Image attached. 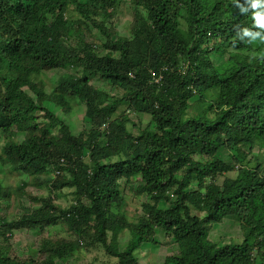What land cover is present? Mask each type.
Segmentation results:
<instances>
[{"label": "trees", "instance_id": "obj_1", "mask_svg": "<svg viewBox=\"0 0 264 264\" xmlns=\"http://www.w3.org/2000/svg\"><path fill=\"white\" fill-rule=\"evenodd\" d=\"M125 1L134 7L129 37L99 21L111 20ZM258 11L249 0H0V131L11 140L25 135L2 148L0 164L29 177L15 190L0 180V210L30 186L48 192L30 196L14 220L0 214V264H57L92 249L116 264H140L136 251L156 245L158 230L178 246L163 264H264V45L237 35L264 31L256 27ZM87 23L105 36L102 51L70 45ZM212 41L244 50V58L232 54L215 67L205 49ZM68 66L81 74L60 78L48 94L42 76ZM92 77L122 93L99 89ZM49 104L64 119L84 105L90 128L74 135ZM131 111L149 115L152 126L134 135ZM222 150L229 162L218 158ZM229 173L236 177L217 182ZM136 177V193L149 200L139 223L129 225L121 181ZM67 189L74 200L63 207L58 193ZM223 221L240 226V243L210 240L211 226ZM59 223L76 238L42 237L37 261L11 259L15 232Z\"/></svg>", "mask_w": 264, "mask_h": 264}, {"label": "rangeland", "instance_id": "obj_2", "mask_svg": "<svg viewBox=\"0 0 264 264\" xmlns=\"http://www.w3.org/2000/svg\"><path fill=\"white\" fill-rule=\"evenodd\" d=\"M69 19H74L77 21L79 19L78 14L74 10H70L68 13ZM134 20V7L128 1L122 3L121 7L118 8L113 13L111 20H104L99 18L100 23L104 25L110 31L117 32L118 35L130 36V31L132 28ZM76 40L70 45L77 46L84 43H93L96 45L98 51H102L103 47L106 45V38L103 36L93 23H87L83 27L78 29ZM84 42V43H83ZM264 45V44H263ZM209 58L215 67L224 66L230 60L232 54L239 58H244V50H237L234 47L229 46L225 42H211L205 46ZM104 53V51H103ZM118 54H116V57ZM80 75V70L71 69L69 66L64 69H58L55 71L47 72L42 76V80L46 83V92L49 94L55 91L57 87L58 80L66 75ZM91 83L98 87L99 89L111 93L112 95H120V91L113 89L111 84L107 81H102L98 77H92ZM26 92L33 96L36 100L37 97L29 89ZM197 99V98H195ZM51 111L53 110L61 119L65 120L71 128L74 135H79L83 130L90 128V125L85 120V106H76L74 111L70 114V117L64 119V114L60 109H54L52 104L46 106ZM42 115V114H41ZM130 120L134 124H139V129L133 130L134 135H139L141 131L145 130L149 125H151V118L149 115L138 114L135 112H129ZM133 129L132 126H130ZM24 134H18L14 139H9L4 136L3 132L0 131V153H2V148L9 143H22L24 140ZM257 152V151H256ZM258 154V153H257ZM218 158L226 162L230 161L229 153L222 150L218 154ZM264 159V157H263ZM89 160L87 159V162ZM18 175V176H17ZM12 174L9 172L8 167L0 164V180L3 182L4 186L12 187L13 189L17 187L20 183L19 179L29 180L26 175ZM226 177H236V173H229L222 175L217 179V182L221 184ZM142 179L136 177L131 179L128 183L125 180L121 181V189L126 201L125 211L128 217L129 225H137L139 223L140 217L142 215V204L149 200L146 195L139 196L135 189L141 184ZM133 187V190H131ZM15 190V189H14ZM27 194L21 200H16L14 197L2 205L0 214L6 216L8 220H14L23 211V208L29 209V205L33 203L30 200V196H37L38 198L43 196V194L48 193L45 188L39 189L34 186H30L26 190ZM73 190L67 189L59 195V203L63 207L70 205L74 200ZM20 202L21 205L18 203ZM22 205L24 206L22 208ZM34 205L39 206V202H34ZM171 207V204L166 202H161L159 208L165 209ZM25 211V210H24ZM200 214V213H198ZM202 215V214H201ZM203 216V215H202ZM42 237H46L52 240L53 243H58L61 239L74 240L76 237L72 232L67 229L65 223H59L55 226H51L44 231L39 230H21L14 234L13 239L10 241V257L12 260H18L19 262H28L30 259L38 260V250H39V240ZM131 238L130 231H125L119 238V247L121 251H125ZM209 238L211 241L218 243L220 245L229 243H240L243 239L242 230L240 226L232 221H223L221 224H213L209 231ZM157 244H144L137 251L136 256L140 264H163L167 256L174 255L178 253V246L172 236L167 235L164 231L158 230L156 234ZM260 264L261 261L259 260ZM57 264H116V260L108 257L103 250H83L80 254L58 262Z\"/></svg>", "mask_w": 264, "mask_h": 264}, {"label": "clouds", "instance_id": "obj_3", "mask_svg": "<svg viewBox=\"0 0 264 264\" xmlns=\"http://www.w3.org/2000/svg\"><path fill=\"white\" fill-rule=\"evenodd\" d=\"M252 9H260V11L254 13V19L256 27L264 30V0H249ZM240 6V5H238ZM242 12L248 11L247 8L240 6ZM240 39H247L249 43L259 42L264 44V31H251L248 28L240 29L237 32Z\"/></svg>", "mask_w": 264, "mask_h": 264}]
</instances>
